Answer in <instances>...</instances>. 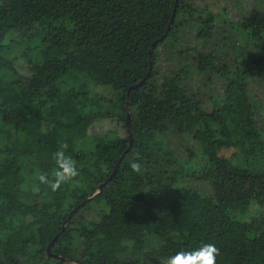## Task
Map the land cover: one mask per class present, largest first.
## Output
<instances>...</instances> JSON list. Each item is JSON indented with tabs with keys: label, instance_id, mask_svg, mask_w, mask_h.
Returning a JSON list of instances; mask_svg holds the SVG:
<instances>
[{
	"label": "trees",
	"instance_id": "trees-1",
	"mask_svg": "<svg viewBox=\"0 0 264 264\" xmlns=\"http://www.w3.org/2000/svg\"><path fill=\"white\" fill-rule=\"evenodd\" d=\"M259 1L233 20L188 0H0V264H264ZM187 29L201 50L159 73ZM143 79L131 145L90 135L127 130Z\"/></svg>",
	"mask_w": 264,
	"mask_h": 264
},
{
	"label": "rangeland",
	"instance_id": "rangeland-1",
	"mask_svg": "<svg viewBox=\"0 0 264 264\" xmlns=\"http://www.w3.org/2000/svg\"><path fill=\"white\" fill-rule=\"evenodd\" d=\"M188 2L193 5L195 9L198 11H203V13H212L214 15L223 14L229 19L237 20L241 19L245 16L250 15L254 11H257L261 8L259 0H188ZM218 24V20L215 21ZM186 33H188L187 38L182 43L178 44L177 42L174 45L176 52H184L183 49H190V51L183 53L182 57H179L176 53L175 59L167 60L165 58V46L160 47L161 57L160 60L156 64V69L160 73V70H163L164 64L168 63L173 66H177L179 60H184L185 56H187V60L191 59L192 54L199 52L201 50V42L195 41V29H187ZM237 44H243L242 42ZM209 46V44L204 45ZM244 46V45H243ZM169 47V46H168ZM245 48L241 49L240 55L247 54L250 51L248 46H244ZM252 51L254 48L252 47ZM163 63V64H162ZM220 85H209L208 88L202 91L204 97H208L209 95H221L223 90H221ZM94 94L98 96H102L105 99L110 98V94L107 89L94 86L92 89ZM249 94L252 97H255L256 100L259 101L260 106L264 109V76L257 77L249 82ZM264 114V111H263ZM264 128V126H262ZM108 131H116L120 136L124 137L126 135V130L124 125H120L116 121H111L109 119H98L96 120L89 130L90 135H103ZM196 148H193L194 151ZM186 149L179 148V153L185 154ZM226 157H230L233 154L232 150H224L222 152ZM187 154V153H186ZM87 215V213H85Z\"/></svg>",
	"mask_w": 264,
	"mask_h": 264
},
{
	"label": "water",
	"instance_id": "water-1",
	"mask_svg": "<svg viewBox=\"0 0 264 264\" xmlns=\"http://www.w3.org/2000/svg\"><path fill=\"white\" fill-rule=\"evenodd\" d=\"M174 16V15H173ZM172 20H173V17H172V19L170 20V22H169V24H168V26H167V29H166V32H165V34L162 36V38L159 40V42H161V41H163L164 39H165V37H166V34H167V32H168V30L170 29V27H171V23H172ZM155 44L156 43H153L152 44V46H151V49H150V57H151V55H152V52H153V50H154V47H155ZM150 68H151V65H150ZM150 75V73H148V76ZM145 82V79H143L140 83H138V84H136V85H133V86H131L129 89H128V91H127V101H126V105H125V108H126V111H127V113H126V122H125V126H126V131L128 132V134H129V138H130V143H129V145H131V143H132V133H131V129H130V118H129V112H128V106H129V94H130V91L132 90V89H135V88H137V87H140L143 83ZM121 162V159L118 161V164L116 165V167L115 168H117L118 166H119V163ZM114 174V173H113ZM111 178H112V175L108 178V180H111ZM108 180L107 181H105L101 186H99L98 187V192H100L102 189H103V187L107 184V182H108ZM89 199H91V198H89ZM89 199H86V200H84V201H82L80 204H78V205H76L73 209H72V211H70V213L68 214V216H67V219L65 220V222H64V224H63V226L65 225V224H67L71 219H72V217L89 201ZM64 228V227H63ZM56 239H57V236L56 237H54V239L48 244V246H47V253H48V255L50 256V257H57L56 255H54V254H52V252H51V250H52V247H53V244H54V242L56 241ZM71 262H73V263H77V261L76 260H71Z\"/></svg>",
	"mask_w": 264,
	"mask_h": 264
}]
</instances>
